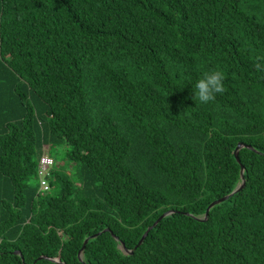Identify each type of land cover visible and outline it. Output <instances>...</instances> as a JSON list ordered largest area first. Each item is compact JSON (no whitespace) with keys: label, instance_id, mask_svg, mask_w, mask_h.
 <instances>
[{"label":"trees","instance_id":"16d2710c","mask_svg":"<svg viewBox=\"0 0 264 264\" xmlns=\"http://www.w3.org/2000/svg\"><path fill=\"white\" fill-rule=\"evenodd\" d=\"M50 258L264 264V0H0V264Z\"/></svg>","mask_w":264,"mask_h":264},{"label":"water","instance_id":"95a60500","mask_svg":"<svg viewBox=\"0 0 264 264\" xmlns=\"http://www.w3.org/2000/svg\"><path fill=\"white\" fill-rule=\"evenodd\" d=\"M243 147H248V148H250V149L256 150L252 145H248V144L240 143V144L238 145L236 151H235L236 158H237V160H238L239 162H241V158H240V150H241V148H243ZM48 151H49V150H48ZM244 176H245V167L242 166V178H243V182H242V183L238 186V188H237L236 190H234L231 194H228V195H226V196H223V197H221V198H219V199L213 201V202L210 204V206H209V208H208V210H207V213H206L205 217H204V218H199V219H200V220H207V219L209 218L210 211H211L215 206H217V205H219V204H221V203L227 201L228 199L231 198V196H233L234 194H236V193L240 192L241 190H243L244 187H245V184H246L245 179H244ZM176 212H181V211H177V210H174V209H170V210L164 212V213H163V214H162V215H161V216L155 221V223H154L152 226H150V227L148 228V230L145 232L144 236L142 237V239L140 240V242L138 243V245L136 246V248H138L140 245H142V244L144 243V241H145L146 238L148 237L150 231H151L154 227H156V226L160 223V221H162L164 218H166V217H168V216H170V215H172V214H174V213H176ZM184 213L187 214V215H192V216H193V214H191V213H189V212H184ZM194 217H196V216H194ZM196 218H198V217H196ZM107 231L111 232V233L113 234V236L115 237L116 240H119V237H118L116 234H114V232H113V231L111 230V228H109V227H107L106 229H104V230H102V231H100V232H98V233H95V234L89 236V237L86 239V241H85V245H84V247L82 248V250H81V252H80V258H81V260H83V251L85 250V246H86V244L90 241V239H92V238H96V237H98L100 234H102L103 232H107ZM120 248H122L123 250H125L126 253H128V254H133V253H134V250L128 249L127 246H126V244H125L124 242H121V243H120ZM43 258H48V257H45V256L40 257V259H43ZM50 259L53 260V261H55V262H58V263H60V264H66V263L62 262L60 258H50Z\"/></svg>","mask_w":264,"mask_h":264},{"label":"clouds","instance_id":"9594fccd","mask_svg":"<svg viewBox=\"0 0 264 264\" xmlns=\"http://www.w3.org/2000/svg\"><path fill=\"white\" fill-rule=\"evenodd\" d=\"M192 87L199 101L207 104L225 91L224 74L219 70L206 72Z\"/></svg>","mask_w":264,"mask_h":264},{"label":"built area","instance_id":"2783aa9c","mask_svg":"<svg viewBox=\"0 0 264 264\" xmlns=\"http://www.w3.org/2000/svg\"><path fill=\"white\" fill-rule=\"evenodd\" d=\"M55 165H56V160L49 153H45L42 156L38 170L40 184H41L40 188L42 191L48 192L51 190L52 186L49 177Z\"/></svg>","mask_w":264,"mask_h":264},{"label":"rangeland","instance_id":"374dc122","mask_svg":"<svg viewBox=\"0 0 264 264\" xmlns=\"http://www.w3.org/2000/svg\"><path fill=\"white\" fill-rule=\"evenodd\" d=\"M65 148H52L49 153L54 156L58 161L56 167L60 172L73 173L76 170L75 163L65 158Z\"/></svg>","mask_w":264,"mask_h":264}]
</instances>
